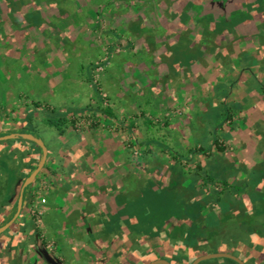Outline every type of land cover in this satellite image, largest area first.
<instances>
[{"label": "rangeland", "instance_id": "374dc122", "mask_svg": "<svg viewBox=\"0 0 264 264\" xmlns=\"http://www.w3.org/2000/svg\"><path fill=\"white\" fill-rule=\"evenodd\" d=\"M16 102L120 151L126 196L164 182L173 155L188 163L170 182L203 187L218 162L222 185L231 161L264 159V0H0L2 124Z\"/></svg>", "mask_w": 264, "mask_h": 264}, {"label": "crops", "instance_id": "0c3cea01", "mask_svg": "<svg viewBox=\"0 0 264 264\" xmlns=\"http://www.w3.org/2000/svg\"><path fill=\"white\" fill-rule=\"evenodd\" d=\"M9 110L8 123L0 122V137L34 133L46 145L48 158L19 218L0 235V264H193L215 254L264 264V159L231 161L237 167L222 185L214 184L222 171L214 163L202 187L170 182L175 168L180 173L188 163L185 156L173 155L184 164L166 165L164 182L145 189L137 200L121 189V152L115 147L97 152L94 138L72 136L66 127L61 135L48 124L53 108L16 102ZM42 154L27 140L0 142V227L8 223ZM207 176L211 181L206 182ZM32 209L40 211V221ZM47 243L56 250L46 248ZM200 264L238 263L213 259Z\"/></svg>", "mask_w": 264, "mask_h": 264}, {"label": "water", "instance_id": "95a60500", "mask_svg": "<svg viewBox=\"0 0 264 264\" xmlns=\"http://www.w3.org/2000/svg\"><path fill=\"white\" fill-rule=\"evenodd\" d=\"M14 139H22V140H27V141H30L32 143H35L36 145H38L42 149L43 157H42V160L39 163L37 169L26 179L25 183L23 184L21 192H20L18 204H17V212L14 215V217L8 223H6L4 226L0 227V235L3 234L5 231H7L12 225H14L15 222L17 221V219L19 218V216L23 210V206H24L25 191L30 185H32L34 183L37 176L44 169L45 164L47 162V158H48L47 147L44 144L43 140L37 136H33V135H29V134H8L4 137H0V142H5V141H9V140H14ZM213 259H229V260H232L238 264H244L239 259H237L231 255H227V254H215V255H209V256L201 257V258L197 259L193 264H200L202 262H205L208 260H213ZM152 264H171V263L164 261V260H159V261L153 262Z\"/></svg>", "mask_w": 264, "mask_h": 264}, {"label": "trees", "instance_id": "16d2710c", "mask_svg": "<svg viewBox=\"0 0 264 264\" xmlns=\"http://www.w3.org/2000/svg\"><path fill=\"white\" fill-rule=\"evenodd\" d=\"M54 113V112H53ZM55 114V113H54ZM107 114H110V113H107ZM110 116V115H109ZM48 124L51 126V127H54L55 129L58 130V132L63 135L65 133V127H66V121L64 119H61V118H52V119H49L48 121ZM21 134H29V135H33V136H36L34 133H30V132H22ZM1 136H4V135H1ZM214 144L215 146L217 147L218 151L220 153H224L226 151V149L224 148L223 145H221L219 143V140L217 138L214 139ZM191 153H196L197 155H204V156H209V151L207 150H204V149H195V150H191L190 151ZM42 157H43V154H42ZM42 157H41V160H42ZM206 182H209L211 181V178L210 177H206ZM32 185H30L26 191H25V198H24V201L26 200V197L28 195V191L30 189ZM17 212V207L15 208V210L13 211L12 215L10 216V218L8 219V222L14 217V215L16 214Z\"/></svg>", "mask_w": 264, "mask_h": 264}]
</instances>
